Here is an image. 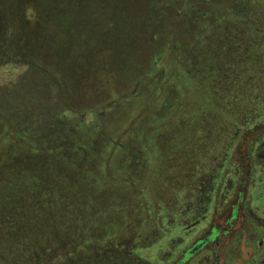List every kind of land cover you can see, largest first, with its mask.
<instances>
[{"label": "rangeland", "instance_id": "rangeland-1", "mask_svg": "<svg viewBox=\"0 0 264 264\" xmlns=\"http://www.w3.org/2000/svg\"><path fill=\"white\" fill-rule=\"evenodd\" d=\"M108 6L0 0V264H264V0Z\"/></svg>", "mask_w": 264, "mask_h": 264}, {"label": "trees", "instance_id": "trees-1", "mask_svg": "<svg viewBox=\"0 0 264 264\" xmlns=\"http://www.w3.org/2000/svg\"><path fill=\"white\" fill-rule=\"evenodd\" d=\"M94 1H96L98 6L100 7V9H102V11H100V12L106 11L107 5L114 7V11H116V9L119 7L120 3H122V0H94Z\"/></svg>", "mask_w": 264, "mask_h": 264}, {"label": "flooded vegetation", "instance_id": "flooded-vegetation-1", "mask_svg": "<svg viewBox=\"0 0 264 264\" xmlns=\"http://www.w3.org/2000/svg\"><path fill=\"white\" fill-rule=\"evenodd\" d=\"M263 241H264V239H260L258 243L262 244ZM191 251H192V249L188 250V252H191ZM214 264H217V263H214Z\"/></svg>", "mask_w": 264, "mask_h": 264}]
</instances>
